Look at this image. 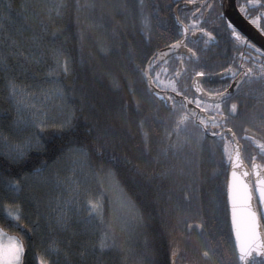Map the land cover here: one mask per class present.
Returning <instances> with one entry per match:
<instances>
[{"label": "trees", "instance_id": "1", "mask_svg": "<svg viewBox=\"0 0 264 264\" xmlns=\"http://www.w3.org/2000/svg\"><path fill=\"white\" fill-rule=\"evenodd\" d=\"M58 3L67 5L59 16L54 7ZM86 3L96 7L77 10V4ZM175 5V0H0V227L22 238V264H38L45 254L58 258L60 264H82V260L83 264H162L165 260L171 264V240L179 241L183 253L177 264H211L202 256L205 249L213 264H236L226 196L229 165L221 142H196L197 130L189 125L181 139L192 142L179 151L170 150L165 131L173 118L146 90L137 67L178 39ZM49 14L54 23L49 22ZM41 21L47 24V34ZM55 29L62 32L56 47L70 57L66 75L50 74L55 61L42 45L40 51H32L37 46L34 41L38 43L41 37L48 44ZM12 41L18 42L21 54L13 51ZM29 52L38 63L26 62ZM5 65L11 70L6 72ZM13 81L20 87L62 88L77 108L81 132L84 116L89 111L99 113L110 141L108 150L102 157L80 159L60 141L45 143L39 150L27 147L30 139L34 141L33 130L26 127L25 131L11 99L9 84ZM251 95L242 106L241 122L261 138L264 85L253 88ZM81 97L84 112L79 111ZM54 116L60 118L59 113ZM54 132L49 127L41 136L50 141ZM77 139L88 143L83 135ZM19 142L25 143L23 155L10 153L9 145ZM251 152L248 147L245 155ZM42 165L41 177L48 178L47 183L33 175ZM109 169L130 202L123 208L109 190ZM73 175L78 178L77 209L57 226L56 200ZM9 178L23 181L19 193L9 192ZM88 199L103 200L102 227H97L100 218L83 223ZM12 204L19 206L27 228L16 229L6 218L3 205ZM185 222L193 225L190 232L183 230ZM196 225H202V230ZM105 233L107 246L100 249ZM85 249L88 255L82 258Z\"/></svg>", "mask_w": 264, "mask_h": 264}, {"label": "snow or ice", "instance_id": "2", "mask_svg": "<svg viewBox=\"0 0 264 264\" xmlns=\"http://www.w3.org/2000/svg\"><path fill=\"white\" fill-rule=\"evenodd\" d=\"M189 3L192 0H188ZM238 12L249 24L254 25L260 32L264 33V0H235ZM56 14L60 15V9L66 8L64 3L54 5ZM95 4H77V10L80 8H95ZM101 8L105 5L101 4ZM215 7L213 3H206L201 0L200 6L195 9L191 18H186L187 23L176 17L180 25V38L174 39L165 46L166 50L153 52L150 57H146L147 64L137 66L145 83L146 90L157 102L167 108L172 119L170 129H166L165 136L168 139L170 150L179 151L184 144L191 143L189 138L181 139V134L189 127L197 130L196 142L211 139L219 140L222 144L223 158L230 166L229 176L226 182L227 205L230 208L231 230L235 236V243L232 255L236 259V264H264V137L258 138L248 127L240 126L239 132L235 123L236 117L242 101L241 96L247 97L249 92H244L245 87L250 86L254 80H264V50L257 47L238 27L229 19L224 12H219V19L224 23L225 30L229 31L231 38L241 47H246L249 54L246 56L243 51L240 52L241 63L233 66L229 64L226 68L221 66L219 73L205 71L202 66L193 61H198L197 51L189 46L188 34L193 37L197 33L205 39V43L214 40L216 37L213 32L208 31L201 24L202 12L209 11ZM253 12L255 14L253 15ZM48 20L51 23L55 21L49 14ZM42 31L47 34V24L41 21ZM219 28V25H217ZM62 32L55 29L50 33L51 40L48 44L43 43V37L33 48V52L43 48L52 55L55 61V69L51 71L68 74L71 68L70 57L64 53L62 48L56 47V41L60 39ZM7 46V42H5ZM17 41H12L13 51L21 54L17 48ZM180 52V55H177ZM185 55L187 59H185ZM173 59L174 69L169 65V60ZM26 62L38 63L31 52L25 57ZM6 72L11 69L5 65ZM21 70L23 67L21 66ZM162 74L168 75V80L162 79ZM190 80L181 86V80L184 77ZM217 76L222 80H231L233 83L222 84L218 88H205V83H210L211 78ZM56 84L55 80L49 81ZM10 95L16 100L17 105L24 103V93L17 87L15 82H10ZM54 92V98L60 101L58 105L59 119H45L41 117L39 111H35L26 124L33 131L27 147L41 149L45 143L54 144L60 141L68 145L71 155L80 159H90L92 156H103L110 147L107 132L101 127L99 113L89 111L84 116V129L81 132L80 124L77 121V108L66 96L65 91L56 86L51 90ZM45 94V98L51 94ZM35 108V106H32ZM85 105L83 97L79 107L80 112H84ZM264 120V115L261 117ZM53 128L55 132L51 134V140L45 141L41 136L46 128ZM142 127V125H141ZM264 131V124H262ZM38 130V131H36ZM27 131V128L25 129ZM243 133V135H241ZM83 135L88 141L87 144L80 143L78 137ZM242 141L249 142L248 145ZM79 145V146H77ZM248 147H252L250 155L246 156ZM20 155H23L22 146L18 145L16 149ZM115 160V157H113ZM247 161V162H246ZM79 160L73 161L78 163ZM45 165L37 168L33 175L39 177L41 183H47L48 178L41 177ZM109 178V190L114 194L115 201L119 208L125 207L130 202L123 197V190L112 177L113 173L107 171ZM254 177V180H253ZM25 180L29 177H25ZM23 181L20 178H9L6 181V187L11 193L21 191ZM75 199V197L73 198ZM184 199H189L187 193ZM118 208V210H119ZM83 211L87 215L83 218V223H89L100 218V225H103L104 204L102 199H88ZM3 212L6 218L14 222L16 229L27 228L22 221L24 217L20 212L18 205H3ZM64 213H61L58 222L64 220ZM202 230V225H196ZM192 224L184 223V231H191ZM31 231V229H29ZM108 235L105 233L100 238L99 248L104 249L107 246ZM171 264H177V259L182 257L179 241L171 240ZM95 250V245L93 246ZM25 253V245L22 238L17 234H9L3 227H0V264H22V258ZM81 257L88 255L85 249L80 253ZM204 258L210 257L209 250L202 252ZM38 264H60L59 259H51L47 254L40 256ZM83 264V260H82ZM162 264H168L165 260Z\"/></svg>", "mask_w": 264, "mask_h": 264}, {"label": "flooded vegetation", "instance_id": "3", "mask_svg": "<svg viewBox=\"0 0 264 264\" xmlns=\"http://www.w3.org/2000/svg\"><path fill=\"white\" fill-rule=\"evenodd\" d=\"M175 1H176L175 7L178 5H181V7L178 10L177 16H179L180 19L184 20L186 23H187L186 18H191L193 13L195 12V9L199 7L201 3V0H192L191 3H189L188 0H175ZM223 2L224 0H207L206 3H213L215 7L211 10V12L209 11L202 12L203 18L201 19V24L208 31L213 32L214 36L216 37L214 40H211L208 43H205L204 41L206 38H202L201 34L197 33L195 37H193L191 33L188 34L189 46L193 47L197 51L198 56H199V60L198 61L194 60L193 62L198 63L200 66L204 68L205 71H212L216 73H219L221 71V66L226 68L229 64H233V66L235 67V65L241 63V59H240L241 51H243L246 56L249 54V50L246 47L239 46L236 43V41H234L231 38L229 31L225 30L224 23L219 19L218 13L224 12ZM240 2L243 3L244 0H240ZM254 14L255 12H253V15ZM217 25H219V28H217ZM176 28L178 30V34H179L178 39H179L181 29L178 28L177 26ZM262 34L264 35V33ZM180 54L181 53H177V55H180ZM185 59H187L186 55H185ZM169 65L171 66L172 69H174L175 63L173 59L169 60ZM215 77H216V80L211 81L210 83H205L204 87L205 88H208V87L218 88L222 84L233 83L231 80H222L217 76ZM161 78L167 81L169 77L168 75L162 74ZM185 82L190 83L191 81L187 80V77L185 76L181 80V86H184ZM263 85H264V80L256 79L253 81V83L250 86L245 87L243 89V91L246 93L249 92V89H251V92L247 97L245 96L240 97V100L242 101V103L240 106L239 115L235 119L238 132L240 130V126L243 125V123L241 122L242 111H243L242 106L248 103L250 101V98L254 96V95H251L252 89L262 87ZM241 135H243V133H241ZM208 260H211V264H213L211 258H208ZM234 260L236 263L235 257H234Z\"/></svg>", "mask_w": 264, "mask_h": 264}, {"label": "rangeland", "instance_id": "4", "mask_svg": "<svg viewBox=\"0 0 264 264\" xmlns=\"http://www.w3.org/2000/svg\"><path fill=\"white\" fill-rule=\"evenodd\" d=\"M51 57V55H49ZM55 65V64H54ZM23 93H24V103L17 105L16 100H14L12 97V101L16 105L19 113V117H22L23 119V128L26 129L28 125L26 124V121L28 119H31L33 113L35 111H39L41 113V117L45 119H55V114L59 113L58 105L59 100L54 98V92H51L52 89L46 88V86L42 85L41 87L37 88H27V87H20L17 86ZM51 92L50 95H48L47 98H45V94ZM11 96V95H10ZM35 106L33 108L32 106ZM22 146V149H24L25 143L19 144H11L9 145V152L10 153H18L16 150L17 146ZM74 176V175H73ZM75 176L71 177V180L69 182V186L67 183L64 186L62 190V197L60 199H57L56 205H55V225L63 224L65 221L69 220L71 217L74 216V212L76 211V190H77V181ZM64 192V194H63ZM75 197V199H73ZM61 213H64V220L58 222V218L60 217Z\"/></svg>", "mask_w": 264, "mask_h": 264}, {"label": "water", "instance_id": "5", "mask_svg": "<svg viewBox=\"0 0 264 264\" xmlns=\"http://www.w3.org/2000/svg\"><path fill=\"white\" fill-rule=\"evenodd\" d=\"M180 7H181V5L176 6L174 9V12H173V19H174L175 24L178 28H180V25L178 24L176 17H177V13H178V10ZM223 10H224V13L226 14V16L229 19H231L234 22V24L238 27V30H241L243 34H245L253 43L256 44V46L261 47L262 50H264V35L260 31H258L256 29V27L249 24L248 21L245 20L243 18V16L238 12L235 0H224ZM164 50H166V48H163L161 51H164ZM177 53H180V52H177ZM214 80H216L215 76L211 78V81H214ZM229 172H230V166H229ZM229 172H228V176H229ZM253 180H254V177H253ZM228 210H229V218H230V226H231V216H230V208L229 207H228ZM231 233H232V238H233L234 243H235V236H234V233L232 232V230H231Z\"/></svg>", "mask_w": 264, "mask_h": 264}]
</instances>
